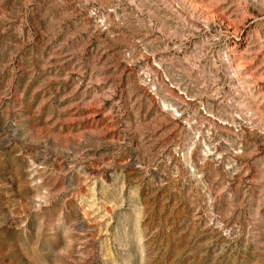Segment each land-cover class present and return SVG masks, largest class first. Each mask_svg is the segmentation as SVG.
Segmentation results:
<instances>
[{"label": "rangeland", "instance_id": "374dc122", "mask_svg": "<svg viewBox=\"0 0 264 264\" xmlns=\"http://www.w3.org/2000/svg\"><path fill=\"white\" fill-rule=\"evenodd\" d=\"M0 264H264V0H0Z\"/></svg>", "mask_w": 264, "mask_h": 264}]
</instances>
